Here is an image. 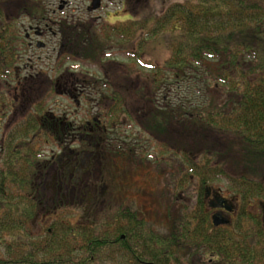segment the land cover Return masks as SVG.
Wrapping results in <instances>:
<instances>
[{"label": "trees", "instance_id": "obj_1", "mask_svg": "<svg viewBox=\"0 0 264 264\" xmlns=\"http://www.w3.org/2000/svg\"><path fill=\"white\" fill-rule=\"evenodd\" d=\"M150 1L127 0L132 10L137 3L146 6L141 17L133 10L126 22L99 30L82 27L84 50L76 62L82 67L105 59L116 39L139 42L136 51L126 53L150 80L141 95L140 121L155 144L152 168L162 181L152 187L159 195L157 217L136 200L97 223L67 220L38 236L30 223L36 206L32 210L27 176L9 168L0 175V264H264V215L256 212L263 209L264 178L228 169H251L264 160V0L165 1L146 11ZM34 11L35 17L44 15L42 8ZM13 25L1 3L0 75L17 65L10 59L17 40ZM150 41H162L168 50L161 65L140 58ZM69 56L75 60V53ZM66 64L58 63V70ZM190 79L213 94L189 97L170 112L157 106L160 90ZM111 104L110 112L125 113L120 93L111 95ZM21 127L15 136L44 135L37 120ZM209 136L233 139L232 149L212 147ZM218 182L230 185L228 197L239 205L228 226L215 227L206 210L205 191Z\"/></svg>", "mask_w": 264, "mask_h": 264}, {"label": "flooded vegetation", "instance_id": "obj_2", "mask_svg": "<svg viewBox=\"0 0 264 264\" xmlns=\"http://www.w3.org/2000/svg\"><path fill=\"white\" fill-rule=\"evenodd\" d=\"M89 1L92 5V0ZM70 7V3L66 0L61 6L59 5L63 13L69 11ZM14 9L20 14H32L31 10L25 7L17 6ZM3 11L7 15L8 10L3 9ZM88 11L90 12V8ZM11 20L14 21L17 40L10 59L17 65L12 67V72L0 75V175L11 168L9 171H19L27 176L32 210L36 206L35 215L30 223L34 233L42 236L45 234L44 231L53 233L55 227L67 224V220L70 219L64 218L66 211L69 208L73 210L82 208L87 194L92 192L88 205H85L87 211L91 209L90 207L97 206L104 197L108 189L104 183L106 174H110L109 159L120 158V153L116 150L118 145L114 144L115 140L111 139L110 134L112 127L116 125L112 120L109 121L110 118L112 119L111 114L89 113L83 120L82 115L77 114V110L70 112L58 108L46 111L36 108L39 102L35 97L33 86L35 78L40 74L35 72L34 67H30L32 72H28V67H22L21 64L50 61L54 57L56 63H72V61L77 63L76 61L81 60L82 33L74 34L78 35L74 39L72 35L74 31L69 30V24H61L60 31L56 32L48 23L19 24L14 18ZM42 20L46 21L43 18ZM78 31H82V28H78ZM50 37H60L55 47L47 43ZM51 47L52 51L50 50L46 57L35 54V50L42 51ZM66 53L69 55L75 53V60ZM78 67V65L73 66L75 69ZM66 68L67 71L64 73L67 76H61L60 81H56L55 85L54 82H50L51 88L54 85L56 93L74 101L81 110L80 97L83 94L81 81L70 72L71 68L68 66ZM23 70H26L25 75ZM35 120L44 135L15 136V130L20 125L21 128L24 126L29 128ZM147 138L152 140L150 137ZM35 139L38 141V153L34 151ZM45 145L51 149L45 151L43 149ZM126 150L133 149L131 150L127 144ZM149 153L153 158L151 148ZM220 196L229 200V203L223 204L220 208H213L212 205L217 203L216 199ZM129 203L128 201L127 204ZM205 204L211 220L215 214H218L229 220V225L232 224L239 209L236 199L225 196L214 187L206 189ZM262 206L263 209H257L256 212L264 215V204ZM70 223L79 225L83 222L75 220Z\"/></svg>", "mask_w": 264, "mask_h": 264}, {"label": "rangeland", "instance_id": "obj_3", "mask_svg": "<svg viewBox=\"0 0 264 264\" xmlns=\"http://www.w3.org/2000/svg\"><path fill=\"white\" fill-rule=\"evenodd\" d=\"M63 1L65 0H0V4L2 3L3 9L8 10L7 16L11 17V19L14 18L16 23L33 25L48 23L56 32L60 31L61 24H69L70 31L84 26H86L88 30H99L107 23L114 25L126 22L128 14L133 10L137 12H134L136 16L141 17L142 14L141 16L137 14L139 12L144 13V9L146 8V6L143 8L144 6L141 3H137L133 5L132 10L131 7L128 6L127 0H101L100 9L89 12L88 9L91 7L89 0H66L70 3L71 7L69 11L63 13L59 9V5L61 6ZM165 1L172 2L176 0H152L150 1V7H148L146 11L153 9L155 4H158V6L161 4L164 5ZM163 5L160 7L162 8ZM17 6L31 10L32 14L26 15L15 12L14 8ZM36 7L42 8L46 13L44 12L42 17H35L34 9H36ZM42 18L46 19V21H43ZM79 32L82 33V31H78V35ZM72 35L74 36V33ZM72 35L70 36L72 37ZM59 38L60 37H50L47 43L55 47L57 41L60 40ZM80 45L83 46V42ZM82 46L80 50L81 57L84 50ZM138 46L139 42L137 40L126 43V39L119 41L116 39V41L105 50V59L96 58L93 64H82V67L77 63H68L63 68V71L58 70V63H56L55 57L50 61L21 64L22 67L27 66V69L34 67L35 72L40 74L38 78H35L33 87L35 88L34 93L38 102L44 103L41 107L42 109L49 111L60 108L67 109L70 112L77 110V114H81L83 120H85V115H89V113H106L107 115L111 113L112 119L110 118L109 121L112 120L116 125L112 127L113 129L110 134L111 139L113 141L115 140L114 144L118 145L116 150L120 153V158L117 157V160H114V157L113 159H109L110 166L108 170H110V174H106V180L104 182L108 189L102 200H100V203L97 204V206L90 207L91 209L88 211L85 205H88V199L91 198L92 192L87 194L84 198L82 208L79 210L69 208L64 218L70 219V222L82 220V222L86 223L93 221L97 223L121 205L127 204L128 201L132 202L136 200L139 202V205L145 206L143 207L145 213L150 212V217H157L154 213L159 210L155 211L154 209H158L159 207V198H157L159 195L156 194L157 188L152 190V187L158 186L159 182H162L161 177H158L159 175H156V170L152 168L155 163L154 157L146 159L147 153L144 154L140 152L143 149H148L147 151L149 153V148H151L152 154H157L154 149L155 144L147 138L150 137L149 134L143 131V120L140 121V117L145 113L142 110L141 98L143 95H146V91L149 90L150 80L145 79L142 72L139 71L142 70L141 66L135 62V59H130L126 53V51H136ZM52 47L42 51L35 50V54L46 57V55L50 53L49 51H52ZM168 57V50L162 41L148 42L140 54V58L143 62L155 65H161ZM75 65L79 66L78 69L73 68ZM67 66L71 68L70 72L74 73L79 81H81V88L83 89V94L80 97L81 110L78 109L74 101L54 91V89H56L54 87L55 82L60 81L61 76H67V74L64 73V71H67L65 70ZM23 71V75H25L26 70ZM28 72H32V69H29ZM50 82H54L52 88V83ZM170 83H172V81ZM203 90L205 91L204 87L193 79H190L189 83L163 88L157 95V106L163 109L166 108L167 110L165 111L170 112L174 109L177 110L181 102L185 99L189 100V97L196 98L197 100V98L203 99L198 95L205 94L210 96V94H213V90H210V92H208V90L204 92ZM138 91L140 93H138ZM114 92H118L122 96L125 109L124 114L118 110H113V113L109 110L112 106L111 95ZM220 139L221 137L209 136L210 145L212 147H214V145H219L224 148V150L230 151L234 140L228 139V137L223 141ZM218 141L220 144L217 143ZM127 144L131 150L133 149L132 151L126 150ZM45 147L46 145L43 148L45 151L51 149L50 147ZM148 155H151V153ZM140 159L144 160V163H146L145 166L142 165L143 163ZM233 165L234 163L231 167H233ZM250 167L251 169H246L245 165H240L236 169H228L232 172L249 170L248 173L254 174L253 176L264 178V160H258L256 163L250 165ZM214 185L217 191L220 190L228 197V194H230L228 189L230 185L223 182H218ZM254 208L255 206H252L250 209L253 210ZM32 229L34 230V228Z\"/></svg>", "mask_w": 264, "mask_h": 264}, {"label": "water", "instance_id": "obj_4", "mask_svg": "<svg viewBox=\"0 0 264 264\" xmlns=\"http://www.w3.org/2000/svg\"><path fill=\"white\" fill-rule=\"evenodd\" d=\"M101 7V0H92V5L90 7V11H96L98 9H100ZM217 203L215 205H212L213 208H220L223 207V204H228L229 200L224 199L222 196H220L219 198L216 199ZM228 210H230L228 208ZM213 224L215 227H219V226H224V225H229V220H227L226 218L215 214L213 216Z\"/></svg>", "mask_w": 264, "mask_h": 264}]
</instances>
